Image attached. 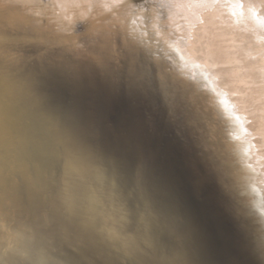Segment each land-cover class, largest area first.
Segmentation results:
<instances>
[{"label":"bare ground","instance_id":"bare-ground-1","mask_svg":"<svg viewBox=\"0 0 264 264\" xmlns=\"http://www.w3.org/2000/svg\"><path fill=\"white\" fill-rule=\"evenodd\" d=\"M25 37L37 40H15ZM82 41L92 48L89 70L83 68L93 74L92 84L84 92L61 75L73 76L70 62L57 63L45 77L44 64L27 61L31 51H45L41 59L55 66L54 54L74 57L70 47ZM118 55L127 61L125 75L117 68ZM104 80L110 81L108 92L121 96L123 116L110 113L108 92L100 95ZM162 106L169 108L164 125L176 133L193 128L197 150L168 144L160 131L165 127L156 122ZM178 117L191 128L182 127ZM196 151L203 164L196 163ZM132 155L134 179L143 182V191L150 188L141 175L146 161L176 182L174 167L182 160L178 172L188 184L195 170L207 167L224 196L253 224L255 244L264 250V0H0V217L40 206L37 198L45 199L47 182L58 177L59 200L70 204L71 213L78 207L87 214L89 233L127 244L120 187L127 176L133 178L125 176V160ZM109 168L114 176L106 174ZM112 178L116 185L109 184ZM158 184L155 180L152 188L158 190ZM151 209L145 204L141 211L159 222ZM205 215L213 217L208 210ZM233 219L239 229L249 225ZM188 221L153 224L152 238L161 237L163 223H169L170 234L176 227L183 232ZM150 238L129 244L139 249L136 261L165 264L161 255L170 248L157 253Z\"/></svg>","mask_w":264,"mask_h":264},{"label":"water","instance_id":"water-1","mask_svg":"<svg viewBox=\"0 0 264 264\" xmlns=\"http://www.w3.org/2000/svg\"><path fill=\"white\" fill-rule=\"evenodd\" d=\"M76 27L79 30V28L85 26L82 25L80 27L78 25ZM4 39L10 40V38ZM15 40L32 42L37 39L25 37L24 39ZM82 43L83 45H78L76 43L77 45L75 47H70L74 57L71 56V58H68L69 56L66 54H54L50 61L56 62L55 66L50 67V64H48L49 61L47 62V60L41 59V57L45 56L43 55L45 51H42V53L41 51L36 52V50L31 51L32 53L27 57V61L37 66L39 64H44L41 66L43 70L41 74L45 77H49L50 74H52V69H58L59 66H57V63L63 64L64 62H70L69 65L71 67L73 66V76L71 77L69 72L61 75L65 78H71H69L72 80L71 86L75 91L84 92L86 89L91 88L88 83H91V81H89L88 78L93 77V74L89 75L86 71L91 61L88 60V58L92 48L89 47L86 41H82ZM117 58L119 60L117 68L121 73L120 75H125L128 67L127 61L120 55H118ZM85 66L87 67L86 70L83 69ZM154 81L155 79L153 78V82ZM104 82H106L105 84L107 86L105 87L106 89L104 88L105 92L100 95L109 93L110 96L108 95L109 102L107 105L109 108H113V111L110 113L117 117L123 116L120 115L122 114L120 111H123V107L120 106L117 101L121 96L118 97V94L113 91L112 94L108 92L109 89L112 90L111 85H108L110 81L104 80ZM153 82L148 85L154 86ZM68 85L67 82V86ZM136 85L138 86V84ZM120 86L121 89H124L123 84H120ZM137 88L140 87L138 86ZM120 93L123 94L124 91L120 90ZM152 93L159 98L161 96L158 92L154 91ZM99 98L102 99V96ZM165 107L166 108L163 106L161 107V116L156 118V122L159 124V127L162 128L164 126L168 128L166 133L164 131L165 128L160 130L165 134L163 136L167 137L168 144H177L178 146L180 144L185 146L189 145L188 147L194 148L195 145L193 144L197 142L198 138L194 140L191 139V137L193 138L191 133L194 132L193 128H191V122L185 121L183 118H176L177 122L182 124V127L192 129L190 131L187 130L188 132L180 130V133H176L174 131L175 127L171 129L169 126H166L167 124L164 125L169 109L167 106ZM136 112L137 114H141V111ZM181 115L182 114L179 116ZM110 125H112V123ZM121 147H119V150ZM129 149L130 148L126 150L127 154L132 153ZM194 150L197 149L194 148ZM194 153L193 157L196 163L203 164L204 160H202V155L198 151ZM125 161L129 162L125 167L132 169L131 173L128 172V169H125L128 173L125 176L133 175V178L127 176L125 178L126 181H122L120 187L123 197L126 199L125 201L123 200L120 210L123 211V215L127 217V227H122V232L125 235L123 237L128 241L127 244H114L107 232V235H102L103 239L101 240L95 237V234L89 233V227L86 226L87 224H84V219H88L87 214L83 213L84 211L78 207L75 208L74 213H71L72 208L70 204L65 202L61 203L59 200L60 197L57 193L59 187L56 181L58 180L57 177L55 181H48L44 189L43 193L46 197L45 199H47V203H43L42 200L45 199L40 196L37 198L40 202V206L26 209L28 215L26 212L22 213L18 211V214L14 215L11 219L5 218V216L0 217V263L149 264L147 261L143 263L137 262L134 253L137 254L139 249L135 248L134 245L130 247L129 244H135V241L138 242L140 237L151 235V243L157 253L161 254L162 249L164 252H167L170 248V254L167 252L168 254L166 256L165 254L161 255V258L164 257L162 261H166L165 264L170 261H177L180 262V264H183V261H185L186 264H264V250H258L255 244V238L257 236L256 233L252 231L251 225L253 224L250 223L243 214L237 211L240 209V206L231 203L230 199L224 196L225 193H223L220 184L210 178L212 176L207 167L204 166L203 169L202 167H198L200 170H195L194 172L196 173L192 171L194 177H189L191 179L193 178L192 183H189V185L185 175L182 173L180 174V171L178 172V169H184V165L181 164L182 160H178L177 165L174 167L173 173L176 172V176H178L176 182L169 179L171 178V174L170 176L167 175L164 169L163 173L160 174L155 166L152 167L148 165L146 161L141 175L147 182L148 187L152 188V184L154 183L155 185V180L159 182L157 186L158 190H156V187H153L152 190L150 188H145V190L148 191L146 192L145 190L143 191V182L141 185H137L135 174H133L134 168L136 167L132 162L137 161L134 155L128 156ZM169 164H167V166H169ZM104 170L108 176H114L112 169L109 168L108 170ZM161 175L164 176V178L161 179ZM180 182L182 184L184 183L183 187H181L182 184ZM109 184H111V186L116 185L115 179L112 178ZM176 184H180V186L178 185V190L175 188ZM159 195H161L162 200L157 198V196L160 197ZM152 197L156 198V200L154 199L153 201ZM216 201H219L222 205L218 207ZM145 204L152 207L151 210L158 216L159 222L176 221L174 223H178V221L189 220L186 229H184L183 232L180 231L177 233L178 228L176 227L174 233L172 232L169 234V232H171V230L168 229L169 223H163L164 228L160 230L161 237L153 239L151 230L152 225L155 224L158 226L157 224L159 222L154 220L153 215L150 222L146 214L142 213L141 209L142 206L144 208ZM220 206H222V208L223 206L225 208L227 207L230 211H219ZM205 210H208L209 214H212L213 217L206 218ZM40 211L46 212L42 214ZM34 214L36 218L33 217ZM234 217L242 219V223L245 222L249 225L244 229H239L237 227V220L233 219ZM83 224L84 226H82ZM7 234H9V236H6ZM131 234L134 235L131 236ZM145 253L146 252H140L139 255L143 256Z\"/></svg>","mask_w":264,"mask_h":264}]
</instances>
